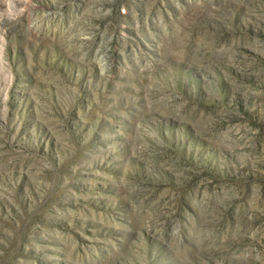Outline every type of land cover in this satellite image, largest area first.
<instances>
[{"label":"rangeland","instance_id":"374dc122","mask_svg":"<svg viewBox=\"0 0 264 264\" xmlns=\"http://www.w3.org/2000/svg\"><path fill=\"white\" fill-rule=\"evenodd\" d=\"M0 264H264V0H0Z\"/></svg>","mask_w":264,"mask_h":264}]
</instances>
